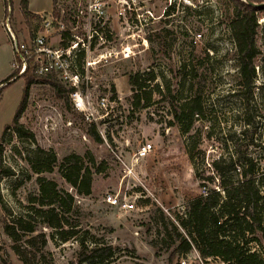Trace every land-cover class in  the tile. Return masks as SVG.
<instances>
[{
	"label": "rangeland",
	"instance_id": "rangeland-1",
	"mask_svg": "<svg viewBox=\"0 0 264 264\" xmlns=\"http://www.w3.org/2000/svg\"><path fill=\"white\" fill-rule=\"evenodd\" d=\"M10 1L4 19L6 5L0 0V75L9 70L8 77L12 74L11 44H7L9 35L2 21L8 19L20 40L34 37L39 29L36 23L30 28L25 20L16 21L21 16L20 0ZM72 2L56 0L55 8L67 12ZM147 9L156 20L142 34L124 33L107 46V50L117 52L129 46L132 57L112 55L106 65L89 72L91 116L74 110L71 100L58 98L50 85L36 81L30 86L20 118L32 136L3 135L18 108L27 76L7 77L5 87L0 83V89L4 87L0 93L2 166L12 172L0 175V195L12 214L9 220L23 211L26 195L36 190L37 177L53 180L74 196L82 229L115 248L110 264H169L171 249L166 250L160 241L163 234L159 233L157 209L168 217L183 212L191 199L216 188L222 174L234 176L246 156L256 160L264 172V9L257 12L259 54L249 105L242 93L245 89L239 86L229 27L233 17L230 0H146L141 13ZM112 27L120 34L122 26ZM136 72L155 75L154 81L147 82V90L158 86L151 105L143 109L131 105L133 88L127 76ZM197 96L202 115L194 116L189 132L182 134L174 114ZM101 98L106 99L105 107ZM93 125L102 143L92 140L89 130ZM145 142L152 144L153 151L148 158L136 161V152ZM71 154H88L103 168L92 175L87 197L77 195L61 176V162ZM51 155L55 157L51 172L37 175L31 171V160ZM108 196L126 200L133 207L128 211L112 207ZM4 217L0 206V264H23L2 231ZM43 232L48 260L76 263V241L60 243L51 238L52 230L44 228ZM261 249L264 253V244ZM172 264L221 263L216 259L203 261L192 252L185 258L177 256Z\"/></svg>",
	"mask_w": 264,
	"mask_h": 264
},
{
	"label": "trees",
	"instance_id": "trees-1",
	"mask_svg": "<svg viewBox=\"0 0 264 264\" xmlns=\"http://www.w3.org/2000/svg\"><path fill=\"white\" fill-rule=\"evenodd\" d=\"M7 10V2L4 0ZM260 3L264 0H248ZM11 2V1H10ZM233 17L230 22L231 36L234 42L240 87L246 102L250 103L255 89L256 66L255 59L259 54L256 46L258 29L257 12L264 9L249 6L242 0H230ZM53 0V10L56 8ZM20 9L27 27L33 23L38 25L39 16L28 12L26 0L20 1ZM24 90L9 125L4 127L3 135L12 132L20 138L31 137L32 133L20 123L22 113L26 109L30 86L36 81L50 85L56 96L69 101V90L55 77H37L26 74ZM147 76V77H145ZM12 75L8 77V80ZM128 84L133 88L131 105L134 109H143L151 105L155 89L147 90V82L154 81L153 72H136L127 76ZM5 85V81L2 82ZM3 87V88H4ZM0 89V93L1 90ZM264 88V86L262 87ZM258 89V88H256ZM202 115V107L198 96L191 102L183 104L174 118L180 125L182 134H187L191 128L194 116ZM249 121V120H247ZM89 134L96 143H102L93 125ZM42 153V152H41ZM47 155L46 153H42ZM38 155V154H37ZM31 160L30 168L34 174L49 173L55 163V157L36 156ZM87 162V163H85ZM234 176L220 174L216 188L205 191V194L191 199L183 212H177L168 217L157 209L161 221V231L166 250H170L169 264L177 256L188 257L196 252L203 261L216 259L221 264H264V172L260 171L257 161L250 156L239 164ZM214 167L218 170L217 164ZM103 170L96 165L94 158L86 154L81 157L71 154L63 158L60 165L62 178L77 195L87 197L91 194L92 175ZM219 172L221 170L219 169ZM12 172L2 166V151L0 145V175L9 176ZM209 182L213 178H206ZM36 190L26 195V205L21 214L11 220L10 211L4 205L0 195V206L4 212L2 223L3 233L11 240V249L23 264H54L48 260L44 248L47 236L44 228L53 231L51 238L60 243L76 241L79 247L75 264H110L115 257V248L103 239H97L89 230L82 229L79 222L80 211L72 194L60 189L53 180L37 177ZM205 189V188H204Z\"/></svg>",
	"mask_w": 264,
	"mask_h": 264
},
{
	"label": "built area",
	"instance_id": "built-area-1",
	"mask_svg": "<svg viewBox=\"0 0 264 264\" xmlns=\"http://www.w3.org/2000/svg\"><path fill=\"white\" fill-rule=\"evenodd\" d=\"M145 2L74 0L67 12L57 9L40 16L36 35H28L21 40L11 31L8 19L2 21L13 53L11 79L25 77L27 73L37 77H55L69 90L73 109L84 116H91L89 72L97 66L106 65L112 55H120L122 59L132 57L129 46L119 52L107 50V46L113 38L124 33L131 32L134 36L142 34L145 27L156 20V16L148 9L141 13ZM114 24L122 26L120 34L112 29ZM105 101V98L100 99L103 107ZM152 151V144L145 142L136 152V161L148 158ZM107 202L124 211L133 207L126 200L120 201L112 196H108Z\"/></svg>",
	"mask_w": 264,
	"mask_h": 264
},
{
	"label": "crops",
	"instance_id": "crops-1",
	"mask_svg": "<svg viewBox=\"0 0 264 264\" xmlns=\"http://www.w3.org/2000/svg\"><path fill=\"white\" fill-rule=\"evenodd\" d=\"M11 1H12L11 3H13V0H11ZM26 1H27V4H28V12L30 14H33V15H36V16L40 17V16H43L45 14H49L53 10V0H26ZM19 9H20V6H19ZM12 13H13V7H11V14ZM20 15H21L20 19H16L15 18L16 21H19V22L24 21L22 13H21V9H20ZM3 18L4 19L6 18V8H5V12H4V17ZM7 44L10 45V40L7 42ZM10 50H11L12 61H13V53H12L11 45H10ZM9 74H10L9 70L1 73V75H0V83H2L4 81V79H6L9 76ZM2 90H1V92H2Z\"/></svg>",
	"mask_w": 264,
	"mask_h": 264
},
{
	"label": "water",
	"instance_id": "water-1",
	"mask_svg": "<svg viewBox=\"0 0 264 264\" xmlns=\"http://www.w3.org/2000/svg\"><path fill=\"white\" fill-rule=\"evenodd\" d=\"M243 2L247 3L249 6L255 7V8H263L264 7V1L260 3L251 2L248 0H242Z\"/></svg>",
	"mask_w": 264,
	"mask_h": 264
}]
</instances>
